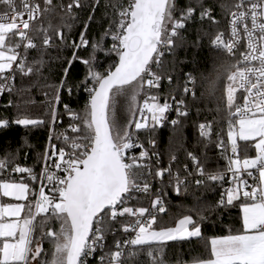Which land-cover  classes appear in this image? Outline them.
Here are the masks:
<instances>
[{"label": "snow or ice", "instance_id": "obj_1", "mask_svg": "<svg viewBox=\"0 0 264 264\" xmlns=\"http://www.w3.org/2000/svg\"><path fill=\"white\" fill-rule=\"evenodd\" d=\"M214 4L215 0L207 7L202 3L199 19L218 26ZM100 5L101 0H94L79 42L67 45L73 51L65 61L50 102L52 129L48 147L42 154L40 173L15 165L11 172L20 174V179L0 180V196L15 201L0 203V264H88L97 249L108 247L104 243L105 234L115 231L114 226H119L123 234L134 235L122 243L116 241L115 250L109 247L98 264H128L125 249L128 258L146 255L147 259L138 264H166L165 247L171 246L168 242L200 237L201 224L207 218L198 210V219L183 215L174 226H159L160 214L166 212L163 187L153 192V184L145 177H154L163 184L166 173L167 186L177 195L186 185V177L195 176L197 186L219 185L220 194L213 210L238 207L240 227L211 238L209 258L195 264H264V0L220 4L229 16V36L224 39L223 33L217 32L211 46L232 58L241 41L245 48L239 52V59L227 60L223 66L213 65L217 75L207 90V95L214 97L223 82L224 106L216 110L225 113L226 141L217 133L215 147L225 163L223 168L208 170L194 152H187L193 171H189L185 162L184 179L179 170L172 172L171 163L177 160L174 155L169 167H159L153 172L151 164L144 163L149 152L134 137L140 130L162 126L172 110L167 98L161 104L157 95L147 94V90L158 88L161 81L153 64L159 68L164 51H174L176 40L183 39L178 30L194 18L196 9L191 5L177 9L173 0H127L126 4L124 0H105L103 15L108 26L99 40L90 42L87 30ZM0 6L4 8L0 14V93H3L13 90L16 76L41 75L47 51L56 47L48 29H34L33 23L54 7H59L66 17H73L77 9L86 7V0L85 3L68 0L66 5H53V0H43V5L39 0H20L19 6L16 0H0ZM177 10L180 19H174ZM65 27L70 29L71 25L62 24L61 28ZM56 36L61 44L66 43L61 30L56 31ZM37 38L40 44L36 43ZM109 38L110 47H105ZM89 45L92 50L89 57H81L79 50ZM32 50L38 56L30 61ZM98 52H104L105 59L111 61L102 71ZM77 61L85 66L86 72L82 80L72 81L71 69ZM168 80L171 83V77ZM195 84L188 74L183 95L175 101L178 119L172 120V125L179 123V117L188 115L184 97L191 94L196 98ZM238 89L244 93L243 104L237 103ZM74 90L86 94L81 111L64 103V95L71 99ZM142 92L145 95L141 103ZM120 98L126 106V123L117 119ZM60 104L64 105L63 114L58 111ZM61 115H67L69 122L55 134V139L61 142L58 146L52 142V132ZM44 123L27 115L12 120L0 118V130L10 125L29 128ZM198 129L207 148L212 125L200 123ZM148 144L153 145L154 141L149 139ZM135 149L139 150L138 155L128 154ZM10 162L9 157L0 159V173L8 170ZM141 197L150 203L144 204ZM36 229L40 230V238L35 240L34 247ZM43 240L52 245L50 253L44 252ZM49 255L50 259H41Z\"/></svg>", "mask_w": 264, "mask_h": 264}, {"label": "trees", "instance_id": "obj_2", "mask_svg": "<svg viewBox=\"0 0 264 264\" xmlns=\"http://www.w3.org/2000/svg\"><path fill=\"white\" fill-rule=\"evenodd\" d=\"M126 1L124 0V2ZM39 2L43 5V0H39ZM81 2L85 3V0H81ZM212 2L213 0H176L177 9H184L189 5L193 6L196 9L194 18L186 22V27L181 29L180 35L183 39L176 40L177 47L174 51H170L165 55L162 58L161 66L156 67L154 70L161 76V81L159 89L152 91L151 95H157L161 104L165 102L166 98L169 101L172 95L181 99L186 76L191 74L196 81V98L193 99L189 95L184 97L185 103L191 109V115L181 118L175 126L165 124L162 128L150 127L147 130H141L139 134L143 143L150 148L152 145L148 144L149 139L154 141L153 148L159 151L161 163L170 161L173 155L176 156L177 160L174 168L180 171L185 162L189 166L186 157L187 152H194L200 158L202 165L208 170L223 168L225 163L220 159L219 152L215 147L217 133H221L226 141L227 121L224 118L225 113L216 110L218 107L223 108L224 106L223 82H221V86L214 97H209L207 90L209 82L215 80L217 75L213 65L223 66L225 62H228L227 60L234 61L223 51L211 46L210 43L217 32L225 29L229 17L222 11L220 4H232V0H215L213 15L219 22L218 26L207 20L201 22L199 19L200 5L203 3L207 7ZM67 3L68 0H53V5H66ZM92 3H94V0H86V7L77 9L76 15L73 17H66L59 7H54L53 11L34 22V29L40 27L48 29L56 47L47 51L44 57L46 62L41 75L33 74L31 77L24 78L16 76L13 82V90L5 96L0 106V118L12 120L19 115H27L34 119H40L45 123L39 127L29 128L10 125L6 130H0V159L10 158L9 169L15 165L33 168L35 172L39 169L43 160L42 154L52 129L50 102H53L55 86L62 75V68L66 66L65 61L71 57L73 51L67 45L79 42V34L83 30V22L91 13ZM104 4L105 0H101L100 7L94 13L95 19L90 23L87 30V39L90 42L99 40L103 30L108 26L107 18L103 15ZM111 11V8H109V13ZM176 14L180 19L178 10ZM62 17H64L63 20ZM65 23L71 25V28H61L62 24ZM57 30L63 32L66 38L65 44L60 43L59 38L56 36ZM32 34L35 35L34 32ZM109 39L105 41V47H109ZM36 43L40 44L41 40L37 38ZM91 51L89 45L86 49L81 48L79 55L88 58ZM37 56L38 53L32 50L29 60L31 61L32 58ZM96 56L99 61L103 62L100 68L101 71L111 63L110 60L105 59L104 52H98ZM85 72V66L79 61L75 62L74 67L71 69L70 80H82ZM168 77H171V83H169ZM188 86L192 87L190 84ZM239 98L240 95L237 91V102ZM63 100L74 110L81 111L86 101V94L83 91L76 93L74 90L71 99L64 95ZM57 107L58 111L63 114L64 105L60 104ZM127 118L126 106L123 98H120L117 119L121 123H126ZM68 122V116L61 115L56 122L55 134L66 127ZM205 122L212 125L211 143L208 144L207 148L205 147L207 142L201 140L198 129V125ZM3 173H0V179H5ZM19 179L14 178L17 181ZM29 183L32 182L29 181ZM219 194V185L206 187L205 185L188 184L182 187L180 195L174 194L170 189L165 191L166 212L160 214V227L174 226L175 221L183 215H192L194 219H198V210H202L203 215L207 217L201 224L202 233L200 237L185 241L168 242L171 246L165 247L164 260L166 264H195L197 260L209 258L210 244L208 242L210 239L214 236L228 234L230 228L240 227V222L237 219L238 207L213 210ZM58 227L59 225L56 224L57 229ZM114 227L115 231H109L105 234L107 237L105 245L108 247L98 250L90 264H98L99 257L108 251L109 247L115 250L116 241H122L124 234L119 226ZM33 236V246L35 247V240L40 238V230L36 229ZM41 246L45 253H50L52 250V245L48 240H43ZM127 252L128 249L125 250V258L128 259V264H138V261L147 259L144 254L139 257L128 258ZM41 259H50V255L42 256Z\"/></svg>", "mask_w": 264, "mask_h": 264}, {"label": "built area", "instance_id": "obj_3", "mask_svg": "<svg viewBox=\"0 0 264 264\" xmlns=\"http://www.w3.org/2000/svg\"><path fill=\"white\" fill-rule=\"evenodd\" d=\"M19 2H20V0H16V3H17V5L19 6ZM238 2V0H232V4H234V3H237ZM125 4L127 3V1L126 2H124ZM173 3H174V5H175V7H176V0H174L173 1ZM3 11H4V8H3V6H0V14H2L3 13ZM173 16H174V19H179L178 18V16H177V14H176V11L173 13ZM26 18V17H25ZM228 20H229V17H228ZM228 20H227V22H226V25H225V29L223 30V31H221L220 33H223V36H224V39H228V36H229V24H228ZM34 24V23H33ZM167 29H168V31L170 32L171 31V23H169L168 25H167ZM179 32L181 31V29L180 30H178ZM110 44H111V40L109 39V47H110ZM217 49V48H216ZM219 50H221V49H219ZM245 50V48H244V42L243 41H241V43H240V45L238 46V49H237V53H236V56L234 57V58H232V57H230V58H232V59H239V52H241V51H244ZM221 51H223V50H221ZM170 51H167V50H165L164 51V55H163V57L165 56V55H167L168 53H169ZM224 52V51H223ZM225 53V52H224ZM162 57V58H163ZM161 58V59H162ZM155 68H156V65H155V63L153 64V70H155ZM13 82H14V80H13ZM12 82V83H13ZM190 88H191V86H189ZM145 89L147 90V85H145ZM159 89V87L158 88H153V89H151V90H147V94L148 95H151V92L152 91H155V90H158ZM238 92H239V95H240V98H239V101L237 102V103H239V104H243L244 103V101H243V95H244V93L242 92V90H239L238 89ZM9 93V91H4L3 93H0V106H1V104H2V101H3V99L5 98V96L7 95ZM144 95H145V93H141V96H140V101H141V103L143 102V100H144ZM189 96L190 97H192V95L191 94H189ZM171 99L168 101L170 104H172V110H170L168 113H167V119L163 122V125L162 126H156L157 128H162L165 124H171L170 122L172 121V120H174V119H178V117H177V114H176V111H175V101H178V100H180L179 98H177V97H175L174 95H172L171 97H170ZM187 105V104H186ZM186 111L188 112V115L187 116H189V115H191V109L188 107V105H187V107H186ZM186 116V117H187ZM69 118V117H68ZM137 118H139V113H137ZM181 118H185V117H179V120L181 119ZM172 125V124H171ZM67 127V126H66ZM66 127H64V128H66ZM63 128V129H64ZM63 129H61V130H59L57 133H59V132H61ZM132 131H136L135 129H134V125L132 126ZM141 131V130H140ZM140 131L139 132H137L136 133V136L134 137V139H137L138 140V142H140V143H142L143 145H144V148L149 152V159L147 160V161H144V163H150L151 164V166H152V170H153V172L157 169V168H159V167H164V168H167V167H169L170 166V164H169V162L170 161H168V162H166V163H161V156H160V153H159V151H157V150H155L153 147H154V145H152V147L150 148V147H148V146H146L144 143H143V141L140 139V137H139V134H140ZM52 136H53V140H52V142L53 143H55V144H57L58 146L60 145V141H57L56 139H55V132H52ZM48 144H49V137H48V141H47V144H46V147H45V149L48 147ZM45 151V150H44ZM138 149H135V150H131L128 154L129 155H132V154H136V155H138ZM153 153H155V156H153L152 154ZM157 158H158V161H159V163L157 164ZM189 162V171H193V169H192V167H191V162L190 161H188ZM176 164V161L175 162H172L171 163V169H172V172L175 174V173H177V171L179 170H177L176 168H174V165ZM42 166H43V160H42V163H41V165H40V167H39V169L36 171V173L38 174V173H40V171H41V168H42ZM184 168V167H183ZM183 168H182V170L180 171L179 170V175L181 176V178L182 179H184L185 177H186V173L183 171ZM4 175V178L5 179H14V178H20V174H16V173H12L11 172V168L9 169L8 168V170L7 171H5L4 173H3ZM26 175V174H25ZM146 179H148L152 184H153V192H155V190L156 189H160V188H162L163 187V191H164V193H165V191L167 190V189H170L172 192H173V188L172 187H170V186H167L168 184H169V177H168V175H167V173L164 175V177H163V184H161L157 179H155L154 177H145ZM187 178V183H186V185H190V184H196L195 183V179H196V177L195 176H192V177H186ZM249 179V183H252V180H251V178H248ZM36 190H38V188H39V181H37L36 182ZM186 185H184V186H186ZM183 187V186H182ZM174 193V192H173ZM175 194V193H174ZM136 195H140V194H136ZM177 195V194H176ZM163 200H164V195H163ZM141 200H142V202L144 203V204H149L150 202L149 201H147V200H144V198L143 197H141ZM132 203V202H131ZM164 204H165V200H164ZM130 219V218H129ZM132 235H134V234H132V233H129V234H124L123 235V238H122V241H120L121 243L124 241V240H126V239H129V238H131V236ZM106 236H105V240H106ZM105 240H104V243H105ZM98 250H101V249H97V251H96V253L93 255V257H91V258H89V260H88V264H90L91 262L90 261H92L93 260V258H94V256L97 254V252H98ZM126 250V249H125Z\"/></svg>", "mask_w": 264, "mask_h": 264}, {"label": "rangeland", "instance_id": "obj_4", "mask_svg": "<svg viewBox=\"0 0 264 264\" xmlns=\"http://www.w3.org/2000/svg\"><path fill=\"white\" fill-rule=\"evenodd\" d=\"M0 180H3V179L1 178ZM7 202H13L14 203L15 201L10 200V198H5V197L0 196V203H7ZM193 238H195V237H193ZM190 239H192V238H190Z\"/></svg>", "mask_w": 264, "mask_h": 264}, {"label": "clouds", "instance_id": "obj_5", "mask_svg": "<svg viewBox=\"0 0 264 264\" xmlns=\"http://www.w3.org/2000/svg\"><path fill=\"white\" fill-rule=\"evenodd\" d=\"M228 62H225V65L227 64Z\"/></svg>", "mask_w": 264, "mask_h": 264}]
</instances>
